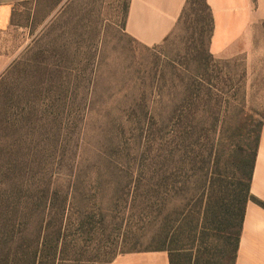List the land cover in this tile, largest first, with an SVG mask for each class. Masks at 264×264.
Segmentation results:
<instances>
[{
  "label": "trees",
  "instance_id": "trees-1",
  "mask_svg": "<svg viewBox=\"0 0 264 264\" xmlns=\"http://www.w3.org/2000/svg\"><path fill=\"white\" fill-rule=\"evenodd\" d=\"M181 24L208 35L215 60L206 0H186ZM68 62L38 54L0 77V264H110L147 251L169 264H235L246 203L264 207L250 194L264 110L236 107L225 91L215 99L211 76H195L167 118L128 97L107 150L83 157L88 101L67 108ZM224 128L226 155L215 138Z\"/></svg>",
  "mask_w": 264,
  "mask_h": 264
},
{
  "label": "rangeland",
  "instance_id": "rangeland-1",
  "mask_svg": "<svg viewBox=\"0 0 264 264\" xmlns=\"http://www.w3.org/2000/svg\"><path fill=\"white\" fill-rule=\"evenodd\" d=\"M128 1L32 0L19 5L12 26L0 31V53L16 55L0 77L13 62L18 68L26 66L38 54L49 52L59 62L69 61L72 72L64 71L65 80L70 81L66 88L76 99L67 108L81 107L83 97L88 101L83 157L93 158V147L107 150L113 134L110 118L115 120L128 97L146 96L151 112H161L167 118L180 109L182 88L190 92L195 76H211L215 99L225 91L236 107L243 103L264 110V22L256 24L249 59L247 54H239L213 60L207 56L208 35L191 37L183 24L158 45L134 41L121 19ZM235 118L227 124L228 129ZM227 128L219 129L215 137L225 155L231 150Z\"/></svg>",
  "mask_w": 264,
  "mask_h": 264
},
{
  "label": "crops",
  "instance_id": "crops-1",
  "mask_svg": "<svg viewBox=\"0 0 264 264\" xmlns=\"http://www.w3.org/2000/svg\"><path fill=\"white\" fill-rule=\"evenodd\" d=\"M32 0H0V31L12 26V14ZM213 17L209 51L230 59L250 53L256 24L264 22V0H206ZM186 0H130L126 33L145 46L160 44L173 30ZM16 57L0 53V73ZM250 194L264 203V126L261 128L250 183ZM110 264H169L165 251L117 256ZM235 264H264V207L249 200L245 206Z\"/></svg>",
  "mask_w": 264,
  "mask_h": 264
}]
</instances>
